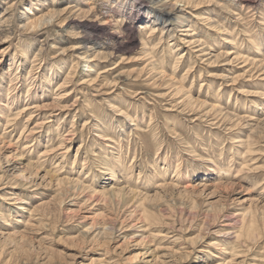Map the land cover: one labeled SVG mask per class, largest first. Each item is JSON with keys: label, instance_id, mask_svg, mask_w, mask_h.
<instances>
[{"label": "rangeland", "instance_id": "obj_1", "mask_svg": "<svg viewBox=\"0 0 264 264\" xmlns=\"http://www.w3.org/2000/svg\"><path fill=\"white\" fill-rule=\"evenodd\" d=\"M150 1L0 0V264H264V0Z\"/></svg>", "mask_w": 264, "mask_h": 264}, {"label": "bare ground", "instance_id": "obj_2", "mask_svg": "<svg viewBox=\"0 0 264 264\" xmlns=\"http://www.w3.org/2000/svg\"><path fill=\"white\" fill-rule=\"evenodd\" d=\"M152 3V6H158V7H163L165 8L166 10H162V18H160L162 21V30H161V38H160V41L162 42V38L165 36L164 34L166 35H169V37H171L172 39L173 36L175 35V33L177 31H180L181 33L183 32H188V33H185V34H179V35H182L181 37L179 36V40L182 44H186V46L190 49V47L192 45H197L199 48L197 49V52L200 51L201 53L208 49L209 47L206 45V43H203V42H200V40H197L195 39L194 36L195 33L192 31V29H190L189 27H184V28H179V27H183L182 25H178L177 24V21H178V14L179 12H181L182 10H184V7L186 5H189V3H192L193 0H152L150 1ZM221 3V2H220ZM222 4V3H221ZM224 5V4H223ZM221 6V5H219ZM222 7V6H221ZM139 8V7H138ZM136 9V13H140L141 10L139 9ZM226 10L228 9V6L227 5H224V7ZM224 10V9H223ZM222 10V11H223ZM229 10V9H228ZM230 11V10H229ZM225 12V10H224ZM120 14L122 15V17L124 18V16L127 15V9H120ZM149 16V18L153 15V14H147ZM147 20V22L141 26V29H144L147 27L148 22H149V19ZM203 18V17H202ZM211 18V17H210ZM210 18H203L204 20L208 21L210 24H212V26L216 27V28H219V23L216 22L215 19H210ZM158 19V18H157ZM176 20V21H175ZM158 21V20H157ZM174 22H176L175 24H173ZM180 22V21H179ZM158 22L155 23V27L151 28V32L154 33V31L156 30V26H157ZM181 24V23H180ZM128 36V35H127ZM175 37V36H174ZM178 36H176L175 38H177ZM88 38V37H87ZM91 39L95 40V42L97 43H100L101 40L98 38V35L97 34H94V35H91L90 37ZM90 39V40H91ZM99 39V40H98ZM127 39V38H126ZM132 39V37L130 36L129 37V40L127 42V40H120V38H116V39H109L110 40V43L108 45L110 46H107V47H110V51L109 53H107L108 56H112L118 52H122V51H126L127 48H128V43L130 42V40ZM134 39V38H133ZM133 42V41H132ZM230 42V41H228ZM199 43V44H197ZM87 43H83L81 45H78L76 46L75 48L77 49H81V53L84 54L86 53V55H81L82 56V59H84L85 62H91L93 61L94 59L97 58V54H99L98 52V49L97 51L96 50H92V47L91 46H87L86 45ZM103 44V43H102ZM173 42H170V44H167L168 46L169 45H172ZM206 45V46H205ZM260 45V44H259ZM98 47H105L104 44L101 45V43L99 44ZM196 47V46H195ZM130 48V47H129ZM192 50V49H191ZM209 51V50H208ZM255 51H259V50H255ZM188 53V52H187ZM234 53L233 51H228L226 55H229V54H232ZM260 53V52H258ZM208 53H206L205 55H207ZM183 52L178 56V58H182L183 56ZM204 55V56H205ZM235 56V55H234ZM237 57V56H236ZM240 58V57H239ZM232 59H235L234 57ZM242 59V62H247L250 60V58L247 56H243L241 57L239 60ZM255 61H260V60H250L249 62L252 64V65H260V68H264L262 67V61L264 62V58L261 60V62H255ZM155 69V68H154ZM191 69V68H190ZM84 82V81H83ZM85 83V82H84ZM203 85V84H202ZM180 87V86H179ZM174 90V89H173ZM166 96V95H165ZM192 99V98H191ZM190 99V100H191ZM217 99V98H216ZM196 101V100H195ZM3 105V104H2ZM5 106V105H3ZM211 108H216V105H212ZM224 108H222L221 110H223ZM226 111V110H225ZM207 112V111H206ZM224 112V111H223ZM208 113V112H207ZM207 113H205V115L207 116ZM226 113V112H225ZM229 112H227L226 114H228ZM230 115V114H229ZM233 117V116H231ZM235 117V116H234ZM241 118V117H240ZM239 118V119H240ZM245 118V117H244ZM229 119V118H228ZM238 119V118H237ZM253 119V118H251ZM255 119V118H254ZM241 120V119H240ZM240 120L234 124L235 126L240 122ZM246 120V119H245ZM242 122V121H241ZM260 122V121H259ZM255 124V123H254ZM105 140V139H104ZM34 164V163H33ZM34 166V165H33ZM112 190V189H111ZM114 190V189H113ZM120 192V191H119ZM114 193V192H113ZM16 200V199H15ZM236 256V255H235ZM234 256V257H235ZM233 259H236V258H233Z\"/></svg>", "mask_w": 264, "mask_h": 264}]
</instances>
